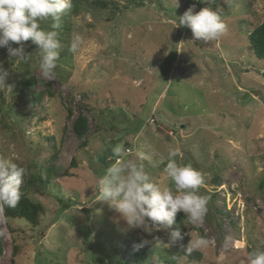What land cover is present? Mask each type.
I'll return each instance as SVG.
<instances>
[{
    "label": "rangeland",
    "instance_id": "374dc122",
    "mask_svg": "<svg viewBox=\"0 0 264 264\" xmlns=\"http://www.w3.org/2000/svg\"><path fill=\"white\" fill-rule=\"evenodd\" d=\"M105 1V9L84 3L61 18L68 28L57 29L61 48L53 81L42 77L30 41L26 63L0 48L9 73L0 85V158L25 168L32 161L55 168L44 193L31 195L45 207L38 226L0 222V264H9L15 245L17 264H115L122 246L141 239L172 252L177 264H248V247L264 242V59L248 43V33L264 18V0ZM193 4L196 11L222 9L221 37L192 40L190 29L178 25ZM41 28L51 30V21ZM76 34L83 44L73 54L68 47ZM30 76L34 84L25 87ZM35 92L37 100L31 98ZM79 113L88 121L82 147L71 127ZM172 147L182 152L178 163L203 175V224H189L179 212L169 229L151 223V232L129 229L119 213L97 202V181L106 168L118 158L140 162L141 151L152 157L142 161L151 179L174 187L164 173ZM108 149L113 154L104 164ZM72 156L73 174L63 175ZM177 221L187 241L156 243H167ZM198 236L210 244L197 250L199 260H189L180 245ZM149 264H159L158 257Z\"/></svg>",
    "mask_w": 264,
    "mask_h": 264
},
{
    "label": "clouds",
    "instance_id": "9594fccd",
    "mask_svg": "<svg viewBox=\"0 0 264 264\" xmlns=\"http://www.w3.org/2000/svg\"><path fill=\"white\" fill-rule=\"evenodd\" d=\"M178 2V0H177ZM200 3L214 4L215 0H200ZM72 8V0H0V48L7 50L9 58L26 63L32 54L25 52L26 42L36 46L39 53V70L47 81H53L60 56L61 43L58 39L61 18ZM190 6L181 16L178 25L192 32V40L212 41L225 32L222 21V9L204 7L195 10ZM51 21V30L41 28V22ZM83 44L79 34L71 38L68 51L76 54ZM17 45V46H13ZM8 71L0 63V85L6 84ZM117 157L120 147L114 149ZM139 161L116 159L97 181V202L107 205L119 213L129 229L143 227L151 232L149 223L169 229L179 212L187 216L189 224H203L207 214L208 198L199 194L204 183L202 173L190 165H182L177 158L182 157L179 147L167 152V164L164 173L174 187H161L154 182L145 166L144 160L152 157L145 151L138 153ZM26 168L11 159L0 158V222H3L5 208H15L19 204ZM70 195V194H69ZM191 236V234L189 233ZM183 240L181 232H168L167 243L157 239L156 243L171 247ZM150 243L141 239L134 245L139 250ZM210 241L202 236L190 239L188 244L180 245L182 251L190 255L193 251L207 248ZM248 264H264V250H255L248 254Z\"/></svg>",
    "mask_w": 264,
    "mask_h": 264
},
{
    "label": "trees",
    "instance_id": "16d2710c",
    "mask_svg": "<svg viewBox=\"0 0 264 264\" xmlns=\"http://www.w3.org/2000/svg\"><path fill=\"white\" fill-rule=\"evenodd\" d=\"M88 3L93 9L100 10L107 8V1L105 0H72V8L70 11L76 12L80 4ZM60 26L67 30V25L65 22H61ZM191 32L190 30H188ZM248 43L249 49L260 59H264V18L262 21L254 26L248 33ZM34 84V78L31 76L25 80L24 86H32ZM40 93L35 92L31 94L32 99H38ZM3 104V102H2ZM3 108V105L0 108ZM71 111L68 110V116H71ZM72 131L74 132L77 139L80 140L79 146H85L86 144V133L88 131V121L87 117L82 113H79L72 121L71 124ZM110 154L104 151L102 160L104 164H109L110 162L106 160L109 158ZM26 174L21 185L22 197L15 208H5L4 216L8 219H20L25 221L32 227H36L40 223L42 215L45 213V207L42 203L35 201L31 198V195H42L48 185L51 183L53 176L55 175V168L53 165L47 163L43 165L40 162L32 161L26 166ZM76 167L75 157L72 156L63 175L71 176L73 173L72 168ZM176 225L178 230L183 236V242L187 241V234L184 225L177 221ZM9 230L13 233L14 230L9 227ZM140 243L137 241L134 245ZM134 245L131 247L122 246L115 255V264H149L151 258L156 255L158 257L159 264H177L176 255L170 251L162 250L154 245H146L145 247L134 250ZM4 237L0 231V257L4 254ZM255 250H264V242L248 247L249 253ZM18 252L17 245L13 247L12 255L9 264H17L14 257ZM123 252H127L129 255L128 259H123ZM189 260H199L201 253L199 251H193L190 255L183 252Z\"/></svg>",
    "mask_w": 264,
    "mask_h": 264
},
{
    "label": "water",
    "instance_id": "95a60500",
    "mask_svg": "<svg viewBox=\"0 0 264 264\" xmlns=\"http://www.w3.org/2000/svg\"><path fill=\"white\" fill-rule=\"evenodd\" d=\"M108 152H109V154H110V155H112V154H113V153H112V151H111L110 149H108Z\"/></svg>",
    "mask_w": 264,
    "mask_h": 264
}]
</instances>
